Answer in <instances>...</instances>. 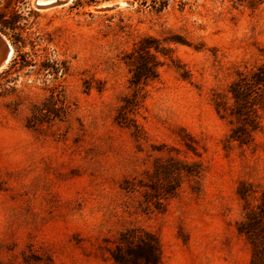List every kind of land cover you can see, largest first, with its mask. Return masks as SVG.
<instances>
[{
    "label": "rangeland",
    "instance_id": "rangeland-1",
    "mask_svg": "<svg viewBox=\"0 0 264 264\" xmlns=\"http://www.w3.org/2000/svg\"><path fill=\"white\" fill-rule=\"evenodd\" d=\"M163 1L0 0L25 19L0 72V264H115L142 235L158 264H249L264 131L229 141L228 88L264 59V0ZM142 39L156 77L133 85Z\"/></svg>",
    "mask_w": 264,
    "mask_h": 264
},
{
    "label": "trees",
    "instance_id": "trees-1",
    "mask_svg": "<svg viewBox=\"0 0 264 264\" xmlns=\"http://www.w3.org/2000/svg\"><path fill=\"white\" fill-rule=\"evenodd\" d=\"M164 0L162 3H165ZM18 3L24 4L23 0ZM156 3L153 2V7ZM164 6H160L163 8ZM25 19L16 11L5 15L0 13V31L15 44L19 41V34L24 30ZM152 39H142L134 49V69L130 82L133 85L145 83L156 77V59L151 50L159 49ZM25 63V61H24ZM25 65H29L28 62ZM232 106L229 115L237 126L228 136L229 141L246 144L251 134L264 131V59L252 72H239L236 79L228 88ZM220 106V105H217ZM190 175H196V171H186ZM240 198L244 202V218L237 226L239 234L243 235L251 248L249 264H264V192L260 194L255 205H250L248 199L251 195L249 186H243L238 190ZM118 252L113 255L115 264H158L155 243L149 235L138 237L129 236L121 241Z\"/></svg>",
    "mask_w": 264,
    "mask_h": 264
},
{
    "label": "water",
    "instance_id": "water-1",
    "mask_svg": "<svg viewBox=\"0 0 264 264\" xmlns=\"http://www.w3.org/2000/svg\"><path fill=\"white\" fill-rule=\"evenodd\" d=\"M58 3H61V1L56 0L48 4H39L37 0H32V6L36 10ZM124 5H126V3L124 2H118L116 4L117 7ZM10 50H12V55L10 54ZM12 56H13V48L9 43V41L6 39L5 35L0 31V72L8 65V63L11 61Z\"/></svg>",
    "mask_w": 264,
    "mask_h": 264
},
{
    "label": "bare ground",
    "instance_id": "bare-ground-1",
    "mask_svg": "<svg viewBox=\"0 0 264 264\" xmlns=\"http://www.w3.org/2000/svg\"><path fill=\"white\" fill-rule=\"evenodd\" d=\"M54 1H56V0H37V2L39 4H48V3H51V2H54ZM60 1H61V3H69L71 0H60ZM10 54L12 55V50H10Z\"/></svg>",
    "mask_w": 264,
    "mask_h": 264
}]
</instances>
